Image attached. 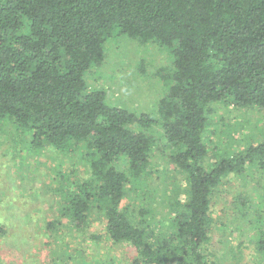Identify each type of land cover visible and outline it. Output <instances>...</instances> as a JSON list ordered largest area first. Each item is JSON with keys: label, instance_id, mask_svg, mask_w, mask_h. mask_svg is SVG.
<instances>
[{"label": "trees", "instance_id": "1", "mask_svg": "<svg viewBox=\"0 0 264 264\" xmlns=\"http://www.w3.org/2000/svg\"><path fill=\"white\" fill-rule=\"evenodd\" d=\"M115 31L173 58L157 71L165 93L155 114L88 85ZM220 103L264 111V0H0V133L15 127L35 153L78 151L89 171L60 180L49 229L68 218L86 230L101 217L137 264H217L206 250L216 192L251 166L264 172V140L209 147ZM156 155L185 181L173 194L152 187ZM257 238L264 254V228Z\"/></svg>", "mask_w": 264, "mask_h": 264}, {"label": "rangeland", "instance_id": "2", "mask_svg": "<svg viewBox=\"0 0 264 264\" xmlns=\"http://www.w3.org/2000/svg\"><path fill=\"white\" fill-rule=\"evenodd\" d=\"M172 62L167 49L154 44L142 45L135 38L115 31L107 39L104 62L87 72L86 79L90 87L105 88L111 103L137 113L155 114L158 101L165 93L157 71L167 67L170 70ZM208 135L213 140L209 147H218L223 152L237 151L250 142L264 140V111L220 103ZM28 143L29 136L15 127L0 133V224L8 225L6 235L16 231L6 240L0 237L5 263L20 264L21 259L25 263L33 261L32 264L34 261L51 263V250L57 249L60 254H75L74 260L79 262L137 264L135 248L113 243L101 217H96L86 230L73 227L68 218L48 228L49 221L60 217L62 199L55 191L60 180L64 175L84 178L89 176V171L78 151L43 149L35 153ZM164 158L155 156V170L150 180L154 181L152 187L160 185L173 194L174 186H184L185 181L180 171ZM210 158L214 160L215 155L211 153ZM154 204L160 206L156 217L163 219L159 212L161 205ZM212 216L215 220L212 240L206 250L217 264H264V254L257 248L259 229L264 228V172L251 166L243 176L226 178L213 199ZM165 222L168 221L165 219ZM33 231L40 233L38 237ZM43 232L45 237L41 235ZM32 238L37 239L38 249H33ZM42 240L49 244L44 243V249ZM7 252L13 259L8 258ZM43 254L48 255L41 261ZM60 254L55 255V263L59 262ZM68 262L62 260V264Z\"/></svg>", "mask_w": 264, "mask_h": 264}, {"label": "crops", "instance_id": "3", "mask_svg": "<svg viewBox=\"0 0 264 264\" xmlns=\"http://www.w3.org/2000/svg\"><path fill=\"white\" fill-rule=\"evenodd\" d=\"M62 225H64L65 227L67 226V224H62ZM58 230V229H57ZM14 232H16V231H14ZM14 232H10V234L9 235H11L12 233H14ZM55 232V231H54ZM58 232H60V231H58ZM9 233V232H8ZM32 233H34L35 234V237H38V234H40L38 231H33ZM9 235H5V236H0V237H3L5 240L6 239H8L9 238ZM41 235L43 236V237H45L46 236V233L45 232H43V233H41ZM55 236H56V234H55ZM33 240H32V244H33V249H36L37 248V246H36V244L37 243H35L36 242V240L37 239H35V238H32ZM42 244H41V246L43 247V249H44V243H45V245L46 244H48L47 243V241H45V240H42ZM49 245V244H48ZM41 248V247H40ZM39 248V249H40ZM38 249V248H37ZM50 251V250H49ZM52 252H51V260H50V258H48L49 260H50V262L51 263H46V262H42L43 264H62V260H64V261H66V262H68V260L69 259H73L72 260V262L71 263H69L68 262V264H95V263H91V261H88V262H79V261H75L74 260V256H75V254L74 255H65V253L63 254V253H61L60 254V252H58L57 251V249H52L51 250ZM61 251L62 252H67V249H64V250H62L61 249ZM1 252V257H0V264H6L5 263V261L7 262V259H6V257L3 255V253H2V250L0 251ZM40 252V251H39ZM41 253V252H40ZM57 253H59L60 254V258L59 259H57V261H59V262H57V263H55V261L53 260L54 259V257H55V255L57 254ZM77 253H79V252H77ZM7 255H8V258L9 259H13V257L7 252ZM48 255V254H47ZM47 255H45V254H43L42 256H41V261H44L45 259H46V257H47ZM12 257V258H11ZM22 258V257H21ZM56 258H57V256H56ZM55 258V259H56ZM19 261H20V259H19ZM32 264L33 263V261H31V262H27V263H25V262H23L22 261V259H21V261H20V264ZM34 264H37L36 263V261H34ZM38 264H41V263H38Z\"/></svg>", "mask_w": 264, "mask_h": 264}]
</instances>
